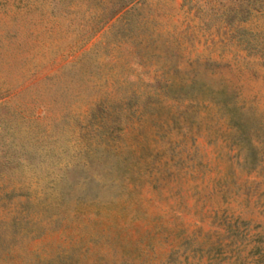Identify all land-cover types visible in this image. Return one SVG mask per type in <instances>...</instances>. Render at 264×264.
<instances>
[{
    "label": "rangeland",
    "instance_id": "rangeland-1",
    "mask_svg": "<svg viewBox=\"0 0 264 264\" xmlns=\"http://www.w3.org/2000/svg\"><path fill=\"white\" fill-rule=\"evenodd\" d=\"M0 0V264H264V0Z\"/></svg>",
    "mask_w": 264,
    "mask_h": 264
},
{
    "label": "trees",
    "instance_id": "trees-1",
    "mask_svg": "<svg viewBox=\"0 0 264 264\" xmlns=\"http://www.w3.org/2000/svg\"><path fill=\"white\" fill-rule=\"evenodd\" d=\"M134 1L135 0H110L111 6L109 7L108 12H104L102 14V19L104 23L116 17Z\"/></svg>",
    "mask_w": 264,
    "mask_h": 264
}]
</instances>
